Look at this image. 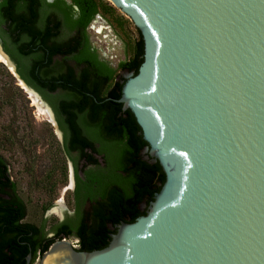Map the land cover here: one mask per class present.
I'll list each match as a JSON object with an SVG mask.
<instances>
[{"label": "water", "instance_id": "water-1", "mask_svg": "<svg viewBox=\"0 0 264 264\" xmlns=\"http://www.w3.org/2000/svg\"><path fill=\"white\" fill-rule=\"evenodd\" d=\"M109 1L142 36L120 101L165 181L106 247L25 264H264V0Z\"/></svg>", "mask_w": 264, "mask_h": 264}, {"label": "flooded vegetation", "instance_id": "flooded-vegetation-1", "mask_svg": "<svg viewBox=\"0 0 264 264\" xmlns=\"http://www.w3.org/2000/svg\"><path fill=\"white\" fill-rule=\"evenodd\" d=\"M111 6L109 0H0V39L15 71L0 63L34 107L0 98V261L6 257V264H25L27 254L33 263L58 240L82 251L106 247L121 225L146 214L165 181L120 101L143 61L142 36ZM125 18L136 29L129 42ZM32 96L44 110L40 118Z\"/></svg>", "mask_w": 264, "mask_h": 264}, {"label": "rangeland", "instance_id": "rangeland-1", "mask_svg": "<svg viewBox=\"0 0 264 264\" xmlns=\"http://www.w3.org/2000/svg\"><path fill=\"white\" fill-rule=\"evenodd\" d=\"M116 12H118V14L120 13L117 9H116ZM125 22H126L127 28H128V31H127L128 33L126 34V39L129 42L131 40V37L129 36V32H136V29H135L134 25L132 24V22L128 18H125ZM9 74L10 73L8 72L7 68L2 63H0V98L5 99L8 97V98L12 99L13 103L20 102L21 104H23L27 107L28 105L25 104L27 102V98H26L24 91H22L21 89L15 87L13 85V83H12L13 80L10 77L11 75H9ZM29 108H34V107H29ZM40 109L41 108L38 107V111L35 112V116L38 118H40L42 116ZM31 111H33V109ZM18 173H20V171H18ZM36 193H38V192L35 191V194Z\"/></svg>", "mask_w": 264, "mask_h": 264}, {"label": "bare ground", "instance_id": "bare-ground-1", "mask_svg": "<svg viewBox=\"0 0 264 264\" xmlns=\"http://www.w3.org/2000/svg\"><path fill=\"white\" fill-rule=\"evenodd\" d=\"M0 60L6 62V59L3 58L1 55H0ZM26 91H27V90H26ZM30 94H31V93H30ZM31 95H32V94H31ZM31 98H32V102H33L32 104H35L37 107L41 108L40 111H41V113L43 114V113H44V110H43L42 106L39 104V102L35 99L34 96H32ZM45 113H46V112H45Z\"/></svg>", "mask_w": 264, "mask_h": 264}, {"label": "trees", "instance_id": "trees-1", "mask_svg": "<svg viewBox=\"0 0 264 264\" xmlns=\"http://www.w3.org/2000/svg\"><path fill=\"white\" fill-rule=\"evenodd\" d=\"M111 8L113 9L114 7L113 6H111ZM115 9V8H114ZM132 156H134V155H131V156H129L130 158H132ZM155 168V167H154ZM154 168H152V169H154ZM149 170V169H148ZM145 184H148V181L147 182H145ZM5 255V254H4ZM5 258V259H4ZM6 260V257H3V258H1V261H0V264H6L4 261Z\"/></svg>", "mask_w": 264, "mask_h": 264}]
</instances>
